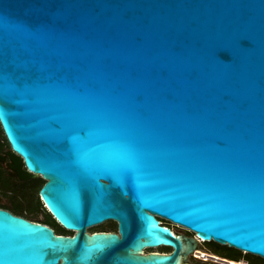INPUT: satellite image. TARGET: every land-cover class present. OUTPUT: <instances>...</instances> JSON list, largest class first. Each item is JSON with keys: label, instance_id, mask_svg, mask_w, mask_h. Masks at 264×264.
I'll return each instance as SVG.
<instances>
[{"label": "water", "instance_id": "obj_1", "mask_svg": "<svg viewBox=\"0 0 264 264\" xmlns=\"http://www.w3.org/2000/svg\"><path fill=\"white\" fill-rule=\"evenodd\" d=\"M0 125L74 230L0 208V264L264 258V0H0Z\"/></svg>", "mask_w": 264, "mask_h": 264}, {"label": "flooded vegetation", "instance_id": "obj_2", "mask_svg": "<svg viewBox=\"0 0 264 264\" xmlns=\"http://www.w3.org/2000/svg\"><path fill=\"white\" fill-rule=\"evenodd\" d=\"M25 169L26 168L24 165L18 166L13 161L11 146L0 125V204H3L6 206L5 207V206L0 205V208L7 209L13 214L21 215L29 220H33L35 219L32 217L34 214L38 216L42 215V217L45 216L44 209L46 207L43 201L41 200V198L39 200L37 192L35 191V187L39 183V180L44 181V179L41 177V175H36L34 177L29 176L27 178H21L19 174L26 173L24 171ZM41 185L38 188V192H39ZM42 205L45 208H43ZM16 209H23L30 216L19 214L15 212ZM156 217L159 219V222L162 225L168 226L171 231L175 230L177 226H180L181 228H184L185 230H187L189 233L194 234L190 229L184 226H181L177 223H174L165 217L158 216V215H156ZM108 222L111 223V225L109 226L106 225V223ZM44 224H47L50 227H52L54 232L57 234L59 233L60 234L61 233L62 234H72L74 232V230H68V229H66L65 232H59L56 226H52L48 223H44ZM90 227L91 228L89 232H93V231L117 232V223L114 220H105V221H102ZM176 233L174 234L179 235L180 232L176 231ZM184 235L186 234H182V236ZM183 242L185 243L184 240ZM165 247L166 249L147 250L146 252H149V251L170 252L172 251V247L170 246H165ZM209 248H212V249H209ZM197 249H201L209 253L215 254L221 257V260L223 261H225L226 259L234 260L236 262L244 260V262H246L247 264H264V258L259 255L252 254V253H249L243 250H239L227 244H221L213 240L202 241L199 239L198 242L196 243V247L189 251L187 250V246L184 244L183 248L180 250V257L182 258L188 253L193 255V253ZM196 263L200 264V260L198 258H197ZM212 264H223V263H212Z\"/></svg>", "mask_w": 264, "mask_h": 264}, {"label": "trees", "instance_id": "obj_3", "mask_svg": "<svg viewBox=\"0 0 264 264\" xmlns=\"http://www.w3.org/2000/svg\"><path fill=\"white\" fill-rule=\"evenodd\" d=\"M43 180H39V183L37 184V186L35 187V191L37 192V188H39V186L41 184H43ZM40 200V199H39ZM42 203V202H41ZM2 206H5L3 204H0ZM6 207V206H5ZM46 209V208H45ZM15 212L19 213V214H22V215H25V216H30L28 213H26L23 209H16ZM33 221H38V222H42V223H48L52 226H56L57 227V230L59 232H65L66 229L61 226L57 221L56 219L52 216V214L46 209L45 211V216L38 219V218H35L33 219ZM166 226V225H165ZM168 227V226H167ZM60 234V233H59ZM62 234V233H61ZM210 241V240H209ZM195 264H198V263H195Z\"/></svg>", "mask_w": 264, "mask_h": 264}, {"label": "built area", "instance_id": "obj_4", "mask_svg": "<svg viewBox=\"0 0 264 264\" xmlns=\"http://www.w3.org/2000/svg\"><path fill=\"white\" fill-rule=\"evenodd\" d=\"M202 240V239H200ZM205 241V240H202ZM197 251L199 252H194L193 255L198 258L200 260V264L203 263H223V264H237V263H241V261H234V260H230V259H226L225 261L221 260V257L209 253L207 251L198 249ZM242 264H247L246 262H243Z\"/></svg>", "mask_w": 264, "mask_h": 264}, {"label": "rangeland", "instance_id": "obj_5", "mask_svg": "<svg viewBox=\"0 0 264 264\" xmlns=\"http://www.w3.org/2000/svg\"><path fill=\"white\" fill-rule=\"evenodd\" d=\"M37 195H38V198L40 199L38 188H37ZM42 207L45 208L43 205H42ZM44 210L46 211V209H44ZM32 217L40 219V218H42V215L38 216V215L34 214ZM106 225L109 226V225H111V223L108 222V223H106ZM97 227H99V226H97ZM90 228L91 227H88V231L90 230ZM175 230L179 231L182 234H186L188 236H192L193 235V234L189 233L187 230H185L184 228H181L180 226H177V228H175ZM155 249H166V247L163 246V245L157 246V248H155V247H146V248H144V252H146L147 250H155ZM209 249H212V248H209ZM186 260L189 261V262H183L182 264H194V263L197 262V258L195 256L189 254V253L186 256ZM181 261H182V258H181Z\"/></svg>", "mask_w": 264, "mask_h": 264}, {"label": "bare ground", "instance_id": "obj_6", "mask_svg": "<svg viewBox=\"0 0 264 264\" xmlns=\"http://www.w3.org/2000/svg\"><path fill=\"white\" fill-rule=\"evenodd\" d=\"M173 233H176L175 230L172 231ZM177 234V233H176ZM180 234V233H179ZM142 252H144V249L142 250ZM195 252H199V251H195ZM223 259V258H222ZM244 262V260H241V263L242 264ZM178 264H181V257L178 258Z\"/></svg>", "mask_w": 264, "mask_h": 264}, {"label": "snow or ice", "instance_id": "obj_7", "mask_svg": "<svg viewBox=\"0 0 264 264\" xmlns=\"http://www.w3.org/2000/svg\"><path fill=\"white\" fill-rule=\"evenodd\" d=\"M3 91V90H2Z\"/></svg>", "mask_w": 264, "mask_h": 264}]
</instances>
